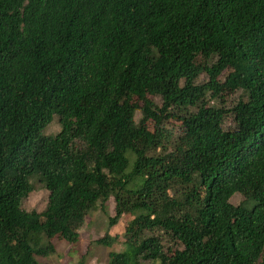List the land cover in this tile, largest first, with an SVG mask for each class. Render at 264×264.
Returning <instances> with one entry per match:
<instances>
[{
    "label": "trees",
    "instance_id": "obj_1",
    "mask_svg": "<svg viewBox=\"0 0 264 264\" xmlns=\"http://www.w3.org/2000/svg\"><path fill=\"white\" fill-rule=\"evenodd\" d=\"M110 197V224L139 214L109 264H264V0H0V264L76 244Z\"/></svg>",
    "mask_w": 264,
    "mask_h": 264
},
{
    "label": "rangeland",
    "instance_id": "obj_2",
    "mask_svg": "<svg viewBox=\"0 0 264 264\" xmlns=\"http://www.w3.org/2000/svg\"><path fill=\"white\" fill-rule=\"evenodd\" d=\"M199 62L205 63L206 59L203 56H199ZM225 75L221 76L224 80ZM209 77L203 73L199 79V82L208 81ZM154 99L156 104H162L161 96L149 95ZM245 97L244 91L238 89L236 91L224 90V102L225 107L230 108L235 105L240 99ZM216 103L213 100L212 103ZM141 116L140 111L137 112V119ZM226 126L232 125L231 118L226 120ZM61 128L58 120V116L55 115L53 121L45 128V134H55ZM148 128L154 129V122L148 123ZM169 128L178 132L181 128V122L170 119ZM34 186L32 192L23 199L22 209L28 212L36 211L41 215L48 205L49 191L45 188L38 176L31 177L30 180ZM245 200V196L242 193H235L231 202L234 205H238ZM251 206V201L246 202ZM105 208H102L100 204L86 217L84 224L79 228L80 239L76 244H70L66 241H61L57 238L54 239V243L57 245L56 253L48 257L38 258L42 264H109V253L111 251L125 250L126 244L124 243L126 238V231L128 223L139 214V212L133 211L129 215L122 216L116 223L110 224V218L115 215V200L113 197L108 199ZM109 234L115 238V242L111 245L98 244L97 239ZM165 244L169 246L171 243L164 240ZM149 264H158V262H152Z\"/></svg>",
    "mask_w": 264,
    "mask_h": 264
}]
</instances>
